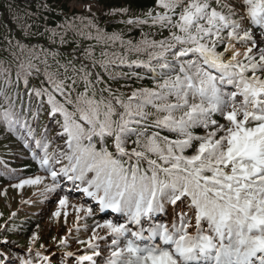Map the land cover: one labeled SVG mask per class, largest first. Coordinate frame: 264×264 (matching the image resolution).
I'll use <instances>...</instances> for the list:
<instances>
[{"label": "snow or ice", "instance_id": "1", "mask_svg": "<svg viewBox=\"0 0 264 264\" xmlns=\"http://www.w3.org/2000/svg\"><path fill=\"white\" fill-rule=\"evenodd\" d=\"M67 2L90 14L83 26L89 31L81 28L80 35L106 47L119 42L124 52L102 48V59L96 60L90 46L85 50L90 63L77 68L71 61L61 64L58 57L63 53L39 40L27 44L6 34L3 41L16 62V79L14 95L0 92V123L17 134L51 178L44 188L46 199L56 198L53 217L60 220L69 193L79 191L92 204L72 205L77 222L81 212L91 217L107 210L126 221H96L90 229L85 225L91 232L87 241L72 237L87 244L91 255L63 251L58 256L56 248L69 247L59 232L52 246L33 232L24 253L16 252L10 247L16 242L2 236L0 264H264V0H157L164 12L148 16L152 26L158 24L169 36L149 40L141 31L136 43L124 41L122 31L109 33L93 12L95 6L101 15L131 17L132 0L107 10L100 0ZM37 9V19L39 10H52L48 3ZM77 19L83 22L86 17L74 14L67 27L74 28ZM121 23L134 28L148 21ZM33 26L24 29L25 38L47 33L50 43L58 35L64 43L63 33L46 26L40 31L39 24L31 33ZM133 53L138 58L128 62ZM49 58L63 73L51 70ZM114 64L143 69L131 75L151 81L152 87L128 95L114 90L105 82L106 74L119 83L110 67ZM2 75L12 86L11 69H3ZM41 75L50 90L31 86L30 81ZM119 75L126 78L129 73ZM80 84L83 90L77 91ZM224 85L235 91H224ZM237 97H242L239 104ZM41 109L49 124L37 138ZM43 179L21 178L13 187L39 185ZM67 215L65 211V223ZM128 225H135V230ZM97 229L111 236L106 258L93 243L106 240ZM75 231L79 233V224Z\"/></svg>", "mask_w": 264, "mask_h": 264}, {"label": "trees", "instance_id": "2", "mask_svg": "<svg viewBox=\"0 0 264 264\" xmlns=\"http://www.w3.org/2000/svg\"><path fill=\"white\" fill-rule=\"evenodd\" d=\"M83 1V0H82ZM129 0H100V3L103 4L104 8L110 9L112 7H119L121 5L127 4ZM48 3L51 5L50 11L39 10V19L33 14L37 13V5ZM132 7L135 9L134 16L131 17H120V16H108V15H101L99 11L95 7H93V12H95L97 17H100L99 23L101 27L107 28L106 30L111 32L120 33L123 32V40L128 41L132 40L133 43L139 42L142 39L141 31L145 34L147 39L152 40H163L165 37L169 36V32L167 30L161 31L159 25L152 26V21L148 13L151 12L152 15L162 14L164 12L163 9L157 6V0H132ZM80 16L83 15L86 19L82 22L79 19L75 21L74 28H68L67 24L72 23L73 15ZM47 17V19H44ZM90 18V14L88 12L80 11L75 8H71L67 0H0V92H7L9 95H14L15 91V72H16V62L10 56L9 50H6L7 45L4 43L3 38L6 34L9 36H15L18 39H22L24 43L27 44H34L37 40L41 43L45 44L49 49H56L63 53L62 56L58 57L61 64L71 63L79 68V66L83 64H89L91 58H86L85 50L88 49L90 46H93V58L96 60L102 59L101 57V50L102 48L105 51H118L123 53L124 49L120 47L119 42L112 46H104L101 44H97L95 40H89L85 36L80 35L79 32L81 28H83L84 32L87 33L89 29L84 28L83 26L87 24L88 19ZM123 19H141L147 20L148 23L143 25L142 27H134L129 28L121 23ZM28 24H33V28L30 30L31 33L36 32L35 24L40 25V31H43L44 27L46 26L50 30H55L57 33H63L64 35V43L61 45L59 35L56 37V42L50 43L48 41V34L45 33L43 37L37 35H29L28 38H25V31L24 29L27 28ZM11 30V31H10ZM175 31V30H174ZM95 33L93 32V35ZM222 50V49H219ZM72 54L76 57L75 60L72 59ZM137 55L135 53L129 55L127 57L128 62L137 59ZM49 63L53 65L52 71H59L63 73V69H56L55 63L56 61L49 58ZM42 67V66H41ZM111 70L114 73H117V79L119 83H114L107 79V75L105 74V82L110 84L114 90H119L121 93L128 95L131 91L140 89L142 87H152L151 81L144 79V80H137L134 75L131 73H143V69H138L135 66L132 68H128L126 65H111ZM11 69V82L12 86L6 85L4 76L2 75L3 69ZM97 72H101L102 70L97 66L95 69ZM120 73H129L126 78H121ZM44 77L41 75L39 78L32 79L30 81L31 86L35 88H49L47 82L42 84ZM127 84V87H122V85ZM224 91L230 92V90L234 87L231 85H224L222 86ZM20 88L23 89V84L21 83ZM50 90V88H49ZM83 85L80 84L77 86V91H82ZM106 95V94H105ZM73 98H75V93H73ZM27 97H25V100ZM58 100H62L61 97L57 96ZM45 105L44 108L48 107L46 100L47 98L44 97ZM34 103H39V100L36 99ZM4 104V98L0 95V105ZM19 106V101H17V107ZM149 111H152L149 109ZM177 116L180 113L176 114ZM220 119L223 123L224 121L219 116L216 117ZM34 127H36V122L32 121ZM49 124L48 118L44 115V109H41V118L39 120V127H36V136L39 138L44 132V126ZM53 129L56 128V125H51ZM196 134H202L201 129H194L193 130ZM23 134V133H20ZM51 137H55V131L51 133ZM17 145L21 148L18 152L22 158H27L24 161V166L26 168L27 175L37 174L39 165L32 160L31 153H29L26 149H23L22 142L18 139L17 134L10 133L4 124L0 123V179L5 178V172L7 168V164L13 166V162L10 161L13 155L12 146ZM62 145V142H61ZM52 151L56 145L53 144ZM133 145H129V150H131ZM190 151V150H189ZM14 167V166H13ZM4 171V172H3ZM2 215V212H0ZM34 217H15L14 220L7 225L8 231L5 232V227L2 230V236H7L12 241L16 243L10 245V247L14 248L15 251H18V248L23 249L26 245L25 238L26 236H30L33 232ZM85 240V239H82ZM83 245V244H79ZM61 249H58V252H61ZM85 254H89L88 252Z\"/></svg>", "mask_w": 264, "mask_h": 264}, {"label": "rangeland", "instance_id": "3", "mask_svg": "<svg viewBox=\"0 0 264 264\" xmlns=\"http://www.w3.org/2000/svg\"><path fill=\"white\" fill-rule=\"evenodd\" d=\"M82 2L87 3L90 2V0ZM213 7H216L215 3H213ZM75 9H78L80 11L85 10L83 7H77ZM231 91H234L233 88L230 90V92ZM241 100L242 97H237L238 104ZM12 149L14 151L12 159L10 161L13 162L12 164L14 167L10 165V163L7 164L5 172L6 177L0 179V212H2V215H0V235H2V230L4 229V227L2 226H7L8 224H10L15 217H34L36 220L34 223L35 229H33V232H37V234L42 238L41 242L52 246V237L57 235V233L59 232L62 238H67L69 247L66 251L83 254L88 249V245H79L72 237L78 236L79 239H85V241H87L89 239V236L91 235V232L85 231V225H87V227L90 229L96 221H100L101 223L103 222V220H113L114 222H117L118 220L122 222L126 221V218H123L121 214L113 213L111 210H107L105 213H98L95 216L91 217L86 216L83 212H81L80 220L77 222L75 209L72 207V205L80 202H87L89 204H92V202L79 191H72L69 193L70 198L68 207L67 209H60L62 218L60 220H57L52 216V213L56 211L58 207V205L53 202L56 198L51 195H49L47 199L45 198L44 186L51 183V178L46 176L45 173L40 169L38 170L37 174L27 175L26 168L23 164L24 161L27 160V158H22L19 155L18 151L21 148H19L17 145L12 146ZM51 149L52 147H50V150ZM35 175L44 177L43 181L39 185H26L23 188L13 187L14 184L20 182L21 178L34 177ZM10 176L12 177L11 179L9 178ZM68 188H71V185H68ZM65 191H67V189ZM93 207H95L94 204ZM65 211H67L68 214L66 223L63 219V214ZM13 213H15V216L12 215ZM37 224L40 226L39 229L36 228ZM77 224H79L80 227L79 233H76L75 231ZM128 227L131 229H135V225H128ZM69 229L72 230L71 237L69 235ZM97 235L106 237V240L93 241V243L100 245L101 251L103 253V258H106L109 254L108 245L111 242V236L106 230L103 229H97ZM30 236H26V245L23 249L18 248L17 252L24 253L25 249L28 246V238ZM129 237H131L130 234ZM58 249L59 248H56L55 251L59 256L63 252V250H61V252H58ZM89 255H91V253Z\"/></svg>", "mask_w": 264, "mask_h": 264}, {"label": "clouds", "instance_id": "4", "mask_svg": "<svg viewBox=\"0 0 264 264\" xmlns=\"http://www.w3.org/2000/svg\"><path fill=\"white\" fill-rule=\"evenodd\" d=\"M83 1H86V0H83ZM70 4V3H69ZM102 6H103V4H101ZM95 7V6H94ZM104 7V6H103ZM96 8V7H95ZM222 51V50H221ZM142 243V242H141ZM67 249H64L63 251H66ZM88 253L90 254L91 253V251H88ZM88 254V255H89Z\"/></svg>", "mask_w": 264, "mask_h": 264}, {"label": "bare ground", "instance_id": "5", "mask_svg": "<svg viewBox=\"0 0 264 264\" xmlns=\"http://www.w3.org/2000/svg\"><path fill=\"white\" fill-rule=\"evenodd\" d=\"M240 59H243V57L241 56Z\"/></svg>", "mask_w": 264, "mask_h": 264}]
</instances>
